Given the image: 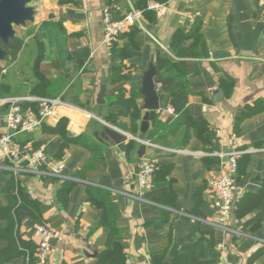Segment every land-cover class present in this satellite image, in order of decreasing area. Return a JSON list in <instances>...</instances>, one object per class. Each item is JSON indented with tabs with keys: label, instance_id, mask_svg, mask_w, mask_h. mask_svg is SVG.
<instances>
[{
	"label": "crops",
	"instance_id": "crops-1",
	"mask_svg": "<svg viewBox=\"0 0 264 264\" xmlns=\"http://www.w3.org/2000/svg\"><path fill=\"white\" fill-rule=\"evenodd\" d=\"M150 1L164 4L166 13L150 14L146 31L134 27L106 47L104 10L119 20ZM29 6L35 19L17 34L22 50L0 62V99L23 98V111H37V98L68 106L15 139L22 149H44L38 174L16 173L9 161L0 166V264H33L36 224L62 236L48 264H99L112 237L100 225L104 211L133 264H178L187 251L198 264H264V109L255 106L264 100V23L257 1L30 0ZM151 66L160 110L141 140L148 113L143 77ZM9 108L0 104V136ZM251 108L257 113L243 117ZM184 110L188 121L174 125ZM233 150L247 156L228 222L238 235L213 225L211 182L223 167L212 154ZM144 161L161 169L148 192L137 184Z\"/></svg>",
	"mask_w": 264,
	"mask_h": 264
},
{
	"label": "built area",
	"instance_id": "built-area-1",
	"mask_svg": "<svg viewBox=\"0 0 264 264\" xmlns=\"http://www.w3.org/2000/svg\"><path fill=\"white\" fill-rule=\"evenodd\" d=\"M259 10L262 13L264 23V0H256ZM148 10L155 12L158 16H163L167 8L161 3H150ZM104 44L111 48L114 42L124 33L132 28H138L146 31L145 13L143 10L132 8L124 17L115 20L109 8L104 10ZM37 103V111H23L20 107L23 98L0 99V104L10 105L5 115V124L7 132L0 136V166L9 161L12 164V170L16 173L38 174V164L45 157L43 148L33 151L27 148L22 149L16 143V137L23 134H31L39 130L43 124L51 118L56 109L61 106H68L60 98H37L33 99ZM219 144L221 145V131L215 133ZM212 155L218 157L223 167V174L218 179L211 182V187L215 193V209L217 214L215 228L240 234L228 226V222L234 210L238 186L236 184V175L238 170V160L243 155L241 151L216 152ZM21 163L28 164L27 168H20ZM157 171V164L152 161H144L139 165L137 174V184L139 191L148 192L154 187V177ZM59 178H64L61 171L56 173ZM35 229L39 235L37 249V263L48 264L52 253V243L62 239L59 232L54 231L47 225L36 224ZM126 264H133L132 260L127 258Z\"/></svg>",
	"mask_w": 264,
	"mask_h": 264
},
{
	"label": "water",
	"instance_id": "water-1",
	"mask_svg": "<svg viewBox=\"0 0 264 264\" xmlns=\"http://www.w3.org/2000/svg\"><path fill=\"white\" fill-rule=\"evenodd\" d=\"M29 4L30 0H0V43H9L10 40L17 37L15 28H22L34 21L35 10ZM7 56V52L0 48V62L4 61ZM156 74L155 66H151L143 77V106L148 113L143 119L141 140L145 139L149 122L160 110L159 97L154 82ZM219 95H222V92Z\"/></svg>",
	"mask_w": 264,
	"mask_h": 264
},
{
	"label": "trees",
	"instance_id": "trees-1",
	"mask_svg": "<svg viewBox=\"0 0 264 264\" xmlns=\"http://www.w3.org/2000/svg\"><path fill=\"white\" fill-rule=\"evenodd\" d=\"M150 2H146L145 5H141L139 7H136V9H140V10L144 11L145 17H148L150 14L155 13L153 11L148 10V5L150 4ZM159 3H161V2H159ZM115 20H117V19H115ZM114 45H113V47H114ZM22 48H23L22 40L15 38V39L10 41L9 45L6 47L5 50L8 54V56H12L13 58H16V56L22 50ZM158 63H159L160 68H163L167 64L164 60H161V59H158ZM183 84H185V81L179 80V83H178L179 86L178 87L180 88ZM255 106L258 107L259 109L263 110L264 109V100L260 101ZM253 109H254V107H253ZM253 109L251 108L249 110V112L247 114H245L243 117L256 114L257 112L254 111ZM188 116H190L188 111L184 110L180 114L179 118L177 119V121L175 122L174 125H182L183 123L188 121L187 120ZM190 125L196 131L200 130L202 127V126L195 125L193 123H190ZM245 157H247V156H241L238 160V170H237V175H236L237 186L240 183V176H241V173L243 171V168H242L243 163L241 160ZM216 158H217L216 160L218 162H221V160L218 157H216ZM160 173H161V169L157 166V171H156V174L154 177V184H156V180L158 179V176L160 175ZM235 207H236V202L234 204V209H235ZM112 222H113V220H112L110 213L108 211H104L100 225L105 226V228L111 229L112 237H111L110 243L108 244L107 250L99 257V264H126L127 257L123 254L122 249H120L119 246L117 245V243L114 241L115 237H114L113 233L115 230L112 229V227H111ZM40 225H43V224H40ZM37 249H38V247H37ZM37 253L38 252L36 250V254L34 253V256H36L35 257L36 259L33 262V264L37 263ZM25 256H26V258L30 259L29 253H27ZM30 256H32V255H30ZM29 259H27V260L29 261ZM177 263L178 264H190V263L191 264H198L195 261V259L193 258L192 252L190 253V251L184 252L180 256V258L178 259Z\"/></svg>",
	"mask_w": 264,
	"mask_h": 264
},
{
	"label": "flooded vegetation",
	"instance_id": "flooded-vegetation-1",
	"mask_svg": "<svg viewBox=\"0 0 264 264\" xmlns=\"http://www.w3.org/2000/svg\"><path fill=\"white\" fill-rule=\"evenodd\" d=\"M13 40V39H12ZM11 41V40H10ZM10 43V42H9ZM9 43L5 44V43H0V48H2L3 50L6 49V47L9 45ZM6 51V50H5Z\"/></svg>",
	"mask_w": 264,
	"mask_h": 264
},
{
	"label": "rangeland",
	"instance_id": "rangeland-1",
	"mask_svg": "<svg viewBox=\"0 0 264 264\" xmlns=\"http://www.w3.org/2000/svg\"><path fill=\"white\" fill-rule=\"evenodd\" d=\"M15 29H16V31H17V34H18L19 32H21V33L23 32L21 28H15ZM2 72H4L3 69H2Z\"/></svg>",
	"mask_w": 264,
	"mask_h": 264
}]
</instances>
